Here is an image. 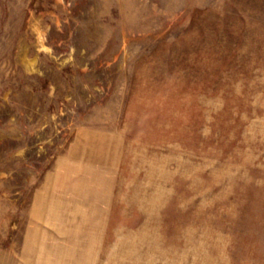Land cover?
Wrapping results in <instances>:
<instances>
[{
	"label": "rangeland",
	"instance_id": "rangeland-1",
	"mask_svg": "<svg viewBox=\"0 0 264 264\" xmlns=\"http://www.w3.org/2000/svg\"><path fill=\"white\" fill-rule=\"evenodd\" d=\"M0 264H264V0H0Z\"/></svg>",
	"mask_w": 264,
	"mask_h": 264
},
{
	"label": "crops",
	"instance_id": "crops-1",
	"mask_svg": "<svg viewBox=\"0 0 264 264\" xmlns=\"http://www.w3.org/2000/svg\"><path fill=\"white\" fill-rule=\"evenodd\" d=\"M1 255V254H0Z\"/></svg>",
	"mask_w": 264,
	"mask_h": 264
}]
</instances>
